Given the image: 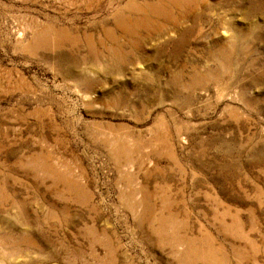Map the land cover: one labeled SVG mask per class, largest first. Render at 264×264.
<instances>
[{"label": "rangeland", "instance_id": "374dc122", "mask_svg": "<svg viewBox=\"0 0 264 264\" xmlns=\"http://www.w3.org/2000/svg\"><path fill=\"white\" fill-rule=\"evenodd\" d=\"M0 264H264V0H0Z\"/></svg>", "mask_w": 264, "mask_h": 264}]
</instances>
